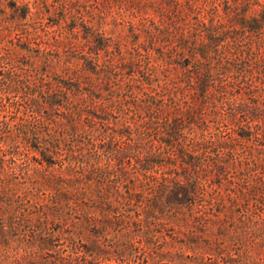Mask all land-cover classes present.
Returning <instances> with one entry per match:
<instances>
[{"label":"trees","instance_id":"trees-1","mask_svg":"<svg viewBox=\"0 0 264 264\" xmlns=\"http://www.w3.org/2000/svg\"><path fill=\"white\" fill-rule=\"evenodd\" d=\"M9 7L0 26V264H264L257 41L233 44L226 39L235 27L213 31L199 21L209 36L191 33L189 42L181 24L167 26L178 45L168 59L186 56V69L150 91L154 68L146 64L147 77L137 78V50L79 64L68 52L64 68L49 74L65 42L37 40L30 28L14 37L13 24L30 12ZM230 21L261 33L256 15ZM34 43L45 44L43 64L30 54ZM215 67L231 80L216 84ZM210 122L240 131L214 133ZM193 124L200 133L190 134Z\"/></svg>","mask_w":264,"mask_h":264},{"label":"rangeland","instance_id":"rangeland-1","mask_svg":"<svg viewBox=\"0 0 264 264\" xmlns=\"http://www.w3.org/2000/svg\"><path fill=\"white\" fill-rule=\"evenodd\" d=\"M12 2L19 6H27L30 12L26 19L13 24L14 31L17 29V32H13V35L16 33L14 37L20 34L21 29L30 28L40 33L37 40L46 41L47 37L53 35L65 42L66 46L59 47L60 60L52 59V63L47 66L49 74L59 73L64 68L68 52L75 56L73 63L79 64L84 58L92 62L98 58L96 62L102 63L108 54L106 50L119 49L127 57L133 53L135 55L137 50L143 66L142 71L136 76L138 79L146 78L143 73L146 64L153 67L154 76L149 81L152 85L144 84L146 90L152 91L157 85L162 86L165 81H172L181 76L187 65L186 56L180 57L175 63L168 59L170 54H174V48L178 49V45L175 37L166 34V29L181 24L186 34L190 36V42L192 35L198 39L209 36L206 28L197 26L199 21L204 22V26L212 28L213 31L217 29L220 32H230L235 27L239 33L230 39L227 38L226 41L232 40L233 44L239 46L257 41L255 44L264 52V0H0V26H7L5 15L10 10L9 5ZM234 15L237 19L243 15H256L261 18L262 29H258L261 33L256 34L238 24L233 26L230 17ZM72 25L74 27L71 29ZM192 26L197 28L194 29ZM151 34L155 37L153 40H150ZM101 39L102 44L99 45ZM219 39L221 41H218V48H221L224 44L223 36ZM95 46L99 47L98 55ZM44 47V43L31 45L30 54L39 64H43L39 48L42 53ZM161 51L167 52L161 54ZM210 78L218 84L230 81L232 77L231 74H224L215 67ZM181 105L184 110L186 105L183 103ZM226 107L227 110L230 109V106ZM251 123L248 119L241 122L246 127ZM209 126L212 132L224 133L231 137L240 131V127L228 122H210ZM185 132L190 133L191 130L187 127ZM198 132H201L200 126L193 124L190 134ZM203 133L207 134V131ZM236 149L237 155L246 156L239 145ZM165 233L169 235L172 231L167 228Z\"/></svg>","mask_w":264,"mask_h":264}]
</instances>
